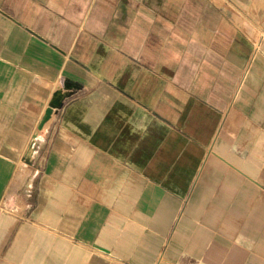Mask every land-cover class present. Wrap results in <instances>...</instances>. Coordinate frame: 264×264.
Listing matches in <instances>:
<instances>
[{
  "label": "crops",
  "instance_id": "0c3cea01",
  "mask_svg": "<svg viewBox=\"0 0 264 264\" xmlns=\"http://www.w3.org/2000/svg\"><path fill=\"white\" fill-rule=\"evenodd\" d=\"M218 1L0 0V264H264V0Z\"/></svg>",
  "mask_w": 264,
  "mask_h": 264
},
{
  "label": "water",
  "instance_id": "95a60500",
  "mask_svg": "<svg viewBox=\"0 0 264 264\" xmlns=\"http://www.w3.org/2000/svg\"><path fill=\"white\" fill-rule=\"evenodd\" d=\"M57 102L56 101H52L51 104L49 105V108L45 111V116H44V120H46L49 115H50V112H51V109L54 108V107H57Z\"/></svg>",
  "mask_w": 264,
  "mask_h": 264
},
{
  "label": "rangeland",
  "instance_id": "374dc122",
  "mask_svg": "<svg viewBox=\"0 0 264 264\" xmlns=\"http://www.w3.org/2000/svg\"><path fill=\"white\" fill-rule=\"evenodd\" d=\"M220 2L222 3V2H224V1H223V0L218 1V5L222 6L223 3L221 4ZM222 7H223V6H222Z\"/></svg>",
  "mask_w": 264,
  "mask_h": 264
}]
</instances>
